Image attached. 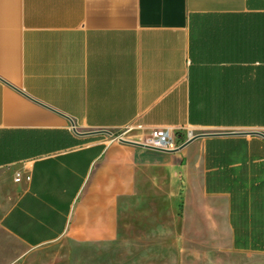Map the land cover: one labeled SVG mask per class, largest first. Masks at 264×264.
I'll use <instances>...</instances> for the list:
<instances>
[{
    "label": "crops",
    "instance_id": "0c3cea01",
    "mask_svg": "<svg viewBox=\"0 0 264 264\" xmlns=\"http://www.w3.org/2000/svg\"><path fill=\"white\" fill-rule=\"evenodd\" d=\"M263 54L264 0H0L2 231L112 243L124 213L157 243L168 218L175 240L264 254L235 247L264 245V138L210 135L264 133ZM155 128L198 135H113Z\"/></svg>",
    "mask_w": 264,
    "mask_h": 264
},
{
    "label": "rangeland",
    "instance_id": "374dc122",
    "mask_svg": "<svg viewBox=\"0 0 264 264\" xmlns=\"http://www.w3.org/2000/svg\"><path fill=\"white\" fill-rule=\"evenodd\" d=\"M113 135L119 137L121 133ZM166 226L165 238L157 243L142 226L140 216L128 234L125 214L120 213L116 242L95 240L90 232L83 239L74 229L39 248L22 245L0 228V264H264V254L235 252L225 243H203L204 236L212 235L209 230H193L192 239L175 240L168 218Z\"/></svg>",
    "mask_w": 264,
    "mask_h": 264
},
{
    "label": "built area",
    "instance_id": "2783aa9c",
    "mask_svg": "<svg viewBox=\"0 0 264 264\" xmlns=\"http://www.w3.org/2000/svg\"><path fill=\"white\" fill-rule=\"evenodd\" d=\"M130 131V129H128ZM192 130H173L171 128H155L146 136H141L138 140L139 143L149 148L173 151L182 146L184 142L195 136ZM119 140L124 139L122 134L119 135Z\"/></svg>",
    "mask_w": 264,
    "mask_h": 264
},
{
    "label": "water",
    "instance_id": "95a60500",
    "mask_svg": "<svg viewBox=\"0 0 264 264\" xmlns=\"http://www.w3.org/2000/svg\"><path fill=\"white\" fill-rule=\"evenodd\" d=\"M110 133V132H108ZM225 134H242V135H259L261 137L264 138V133L261 132V131H249V132H232V133H213V134H210V135H225ZM197 136H194L192 138H190L189 140H187L186 142H184L182 144V146L180 148H183L184 146H186L187 144H189L191 141H193ZM121 141L125 142V143H128V144H133V145H138V146H143V147H146V148H149L147 146H144L143 144L139 143V142H134V141H131V140H126V139H121Z\"/></svg>",
    "mask_w": 264,
    "mask_h": 264
},
{
    "label": "trees",
    "instance_id": "16d2710c",
    "mask_svg": "<svg viewBox=\"0 0 264 264\" xmlns=\"http://www.w3.org/2000/svg\"><path fill=\"white\" fill-rule=\"evenodd\" d=\"M235 235H236V244H235L236 248L264 249V245L241 243L243 241V238H239L237 229H235Z\"/></svg>",
    "mask_w": 264,
    "mask_h": 264
}]
</instances>
